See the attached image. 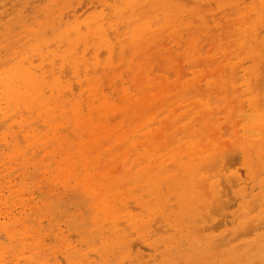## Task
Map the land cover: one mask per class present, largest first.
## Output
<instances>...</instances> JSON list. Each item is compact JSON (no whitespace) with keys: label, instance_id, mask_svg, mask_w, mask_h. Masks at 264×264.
<instances>
[{"label":"rangeland","instance_id":"1","mask_svg":"<svg viewBox=\"0 0 264 264\" xmlns=\"http://www.w3.org/2000/svg\"><path fill=\"white\" fill-rule=\"evenodd\" d=\"M85 1L0 0V73L22 64L27 68L32 63L37 75L52 86L45 89V99L51 101V107L57 105L56 97L50 92L57 82L67 87V91L72 90L76 98L82 96L84 103L87 102V86L101 83L105 93L118 104L119 92L111 85L125 83L130 87L129 79L131 82L139 72L153 85L166 89L171 99L154 116V120L158 116L157 124L152 122L156 125L150 127L151 137L144 140L151 145L138 144L137 150L130 151L129 159L123 163L131 161L126 165L128 170L141 172L143 179L119 190L120 199L117 197L113 203L118 217L113 220L95 210L99 201H94L93 196L89 199L86 190L77 187L75 179H70L66 167L61 164L59 151L54 152V138L62 140L61 148H66L65 142H72L76 145L73 150L76 154L85 139L71 135L72 129L62 125L56 118L58 108L54 109L52 122L46 123L45 118L41 120L37 114L38 106L33 107L32 112L25 106H9L6 96L1 94L0 83V107L4 109L0 110V264H264V75L260 77V73H264L261 72V67L264 69V0H190V3L186 0H143V9L139 11L122 0ZM238 9L242 15H236ZM213 13L220 14L215 17ZM247 15H250L248 20ZM160 16L162 22L157 24ZM195 20L197 22L193 23ZM146 21H150L151 28L143 33L138 28ZM222 26H226L224 30ZM212 28L216 32H211ZM202 37L211 39L202 43ZM207 41L211 46L206 47ZM199 43L202 44L197 48ZM210 49L213 50L210 52ZM170 50L185 69L180 87V77L174 70L153 71L155 66L160 69V60L154 58L158 55L156 52ZM68 52L77 54L80 67H74ZM140 52L150 53L146 60L138 61ZM187 52H202V63L208 61L213 68L223 65L226 57L227 68L225 64L220 66L225 68L221 74L201 82L207 75L190 68ZM146 62H149L148 67L141 68ZM235 68H238V75L243 76L241 80L236 77ZM170 73L174 74L172 80ZM234 76L239 80H234ZM199 88L209 91L204 93ZM187 91L199 95L192 97L191 93L186 95ZM227 96L231 97L230 107L222 113L219 101L221 104L224 99L221 109H226ZM210 99H216L213 102L218 104L211 105ZM195 105H200V110ZM71 108V103L67 104V109ZM83 109L87 114L85 105ZM44 110L47 109L42 108ZM162 112L164 115L160 118ZM167 116L174 117L173 124H169ZM167 122L169 126L162 135V126H167ZM222 124L226 128L229 126V130H224ZM186 127L192 130L183 132ZM154 129L159 131L161 140L154 137L157 135ZM176 132H180L179 135ZM192 132L196 133L195 137ZM28 133L29 138L25 140ZM235 135L241 136V140ZM218 139L220 143L230 141L225 145L218 143ZM243 141L246 143L240 144ZM232 146L234 149L237 146L235 152L238 154L233 153ZM229 150H233L230 152L233 156L239 155L235 167H230L233 162L224 167L226 158L223 157L226 156H223L219 159L218 172L211 169L214 177L209 176L210 171L201 170L200 167L206 165L204 162L213 164L216 151L220 154ZM124 152V149L116 153L114 150L113 155L120 157ZM146 157L151 160L145 162ZM130 159L137 161L134 163ZM152 162H155L153 166ZM161 163L163 168L159 170ZM195 167L197 176L194 178L190 173ZM228 178H235V187H232L233 180ZM221 181L222 185L229 186V196V189L222 188ZM201 185L206 188L200 189ZM214 194L218 198L221 196L222 202L230 203L221 205L222 209ZM213 201L226 217L215 214L219 208L211 215ZM205 216H211L210 220ZM191 240H199V244ZM218 242L223 246H215Z\"/></svg>","mask_w":264,"mask_h":264},{"label":"bare ground","instance_id":"2","mask_svg":"<svg viewBox=\"0 0 264 264\" xmlns=\"http://www.w3.org/2000/svg\"><path fill=\"white\" fill-rule=\"evenodd\" d=\"M124 3L126 4H130L131 7H133V9L135 8L136 11H139V10H142L143 9V0H122ZM185 1V0H184ZM256 1H259V0H256ZM255 1V2H256ZM85 2H88L85 1ZM185 2H189L190 3V0H186ZM245 2V1H244ZM186 3V4H187ZM192 3V2H191ZM199 3V2H198ZM85 4V3H84ZM236 4V3H235ZM258 4V3H257ZM190 5V4H189ZM188 6V5H186ZM200 6V5H199ZM209 6V5H208ZM212 6V4H211ZM214 6V5H213ZM238 6V4H237ZM237 6H235L237 8ZM85 7V6H84ZM204 7V6H203ZM233 8V6H230ZM239 7V6H238ZM258 7V6H257ZM83 8V7H82ZM81 8V9H82ZM206 8V7H204ZM242 9V7H239ZM92 10V9H91ZM98 10V9H97ZM107 10V9H106ZM206 10V9H205ZM229 10V9H228ZM79 11V9H78ZM96 11V10H95ZM111 11V10H109ZM227 11V10H226ZM234 11V10H233ZM238 11L241 13V11L238 9ZM237 11V13H238ZM87 12V11H86ZM236 12V11H235ZM236 15H242V13L240 14H237ZM85 14V13H84ZM109 14V13H108ZM202 14V13H201ZM215 15V17L217 15H219L218 13H213ZM211 14V17H213ZM234 14L235 16V13H232V15ZM259 14V13H258ZM264 14V13H263ZM110 15V14H109ZM162 15V14H161ZM228 15V14H227ZM231 15V14H230ZM108 16V15H107ZM208 16V15H206ZM250 15H247L246 16V20L247 17H249ZM263 16V15H262ZM83 17V15L81 16ZM205 17V16H204ZM209 17V16H208ZM206 17V18H208ZM209 17V18H211ZM214 17V18H215ZM264 17V16H263ZM71 18V17H70ZM192 18V17H191ZM194 18V17H193ZM208 18V19H209ZM207 19V23L209 22ZM241 19V18H239ZM264 19V18H263ZM184 21V20H183ZM232 21V20H231ZM234 21H236L234 19ZM233 21V22H234ZM264 21V20H263ZM159 22H162V16H160V21L156 22L157 24H159ZM197 22L196 20L193 21V23ZM223 22V21H222ZM120 23V22H119ZM153 24H155V22H151ZM264 23V22H263ZM136 24V23H135ZM185 24V23H184ZM225 24V23H223ZM245 24V23H244ZM105 25V24H104ZM131 26H133L134 24H130ZM196 25V24H195ZM129 26V30L131 29ZM158 26V25H157ZM120 27V25H119ZM124 27V26H123ZM155 27V26H154ZM223 27V30L226 26H222ZM111 28V27H110ZM122 27H120L119 29H121ZM151 28L150 26V21H146L143 23V25L138 28V30H140L141 32L145 33L147 31H149V29ZM100 29V28H99ZM219 28H217L218 30ZM230 29H231V26H230ZM258 34L260 33L259 32V25H258ZM185 30V29H184ZM192 30V29H191ZM195 30V29H194ZM215 30V29H214ZM222 30V32H223ZM250 30V29H249ZM98 30H96L97 32ZM189 31V34H190V30ZM197 30L194 31V33H197L196 32ZM203 31H206V30H203ZM213 31V28L211 29V32ZM256 31V30H255ZM263 31V30H262ZM114 32V31H113ZM209 32V33H211ZM216 32V31H213V33ZM232 31L230 30L229 33H231ZM140 33V32H139ZM224 33V32H223ZM227 33V32H225ZM73 34V33H72ZM75 34V33H74ZM100 32L97 33V35H99ZM120 34V33H119ZM184 34V33H183ZM188 34V33H187ZM121 35V34H120ZM213 35V34H212ZM217 35V34H215ZM231 35V34H230ZM250 35V34H248ZM247 35V36H248ZM112 36V35H111ZM131 36V35H130ZM135 36V35H134ZM151 36V35H150ZM183 36V35H182ZM190 36H192L190 34ZM222 37V34L220 35ZM120 37V36H119ZM123 37V36H122ZM121 37V38H122ZM142 37H145V36H142ZM153 37V36H152ZM227 37L229 38V36L227 35ZM242 37V36H241ZM211 38H213L211 36ZM211 38H205L206 40H210ZM225 38V37H224ZM223 38V40H224ZM248 38V37H247ZM249 38H252V35L251 37ZM248 38V39H249ZM133 39V38H132ZM153 39V38H152ZM167 39V38H166ZM203 37H202V43L204 41H206ZM114 40V39H112ZM126 41L128 39H125ZM217 40V39H215ZM232 40V39H231ZM115 41V40H114ZM113 41V42H114ZM167 41V40H166ZM171 41V40H170ZM207 43L205 44L206 47H208V45L211 46L210 43ZM249 41V40H248ZM187 42V41H186ZM185 42V44H186ZM231 43V41H229ZM246 42V41H245ZM257 42V41H256ZM124 43H126L124 41ZM181 43V42H180ZM201 43V44H202ZM247 43V42H246ZM253 43V42H252ZM166 44V43H165ZM164 43L162 44L163 46L165 45ZM184 44V45H185ZM201 44L199 43V45L197 46V48H199V46H201ZM224 44V43H223ZM248 44V43H247ZM246 44V45H247ZM258 44V42L256 43ZM167 45V44H166ZM165 45V46H166ZM183 45V46H184ZM205 45L203 46L204 49L206 48ZM236 45V43H235ZM141 46V45H140ZM169 46V45H168ZM212 46H215V45H212ZM124 47V46H123ZM203 47H202V50H203ZM247 47V46H246ZM117 49V48H116ZM115 49V51H116ZM214 49V47H213ZM213 49H210L209 51L211 52V50ZM93 50V48H92ZM91 50V51H92ZM151 50V49H150ZM180 50V49H179ZM244 50V49H243ZM148 51V50H147ZM182 51V49H181ZM198 51V49L196 50ZM206 50L202 51V52H205ZM106 52V51H105ZM173 52V51H172ZM171 50L170 52H167V53H162V52H156L158 55L157 57H154L155 60L158 59V63H159V68H157L155 65V68L153 71H159V72H163V71H167V70H174L176 73H177V76L180 77L179 78V84H181V79L185 78V72H184V67L183 65H181L182 61L180 59L179 60V63L178 61L176 60V55H174V52L172 53ZM202 52H187L188 53V60H189V63H190V68L196 72L198 71H201L200 73L201 74H204V75H207L205 78H203V80H201V82L204 81V79H206L207 77H210L212 75H219L221 74L225 68L224 67H220V66H225L228 64V62H226L228 59L225 57V63L224 61H222L224 64L222 65V63L220 64V66L218 68H213V65L207 63L208 61H206L207 65H204L206 64L204 62V64L202 63L204 60L201 59V53ZM209 52V53H210ZM240 52V51H239ZM264 52V51H263ZM69 53V56L71 58V62L73 63L74 67H80L81 66V61L78 59V57L76 58V53L74 52H68ZM90 53V51H89ZM89 53H88V56H89ZM92 53V52H91ZM102 53V52H101ZM104 53V52H103ZM127 50L125 49V57L127 56ZM150 52H140V54H138L139 58H138V61H142L143 59L146 60L147 57H148V54ZM245 53V52H244ZM106 54V53H105ZM117 54V53H116ZM119 54V53H118ZM205 54V53H203ZM219 54V52L217 53ZM241 54V53H240ZM243 54V53H242ZM49 55V54H48ZM104 55V54H103ZM103 55L100 54V56L102 57ZM115 55V53H114ZM104 57V56H103ZM207 57V56H206ZM208 57H209V54H208ZM217 57V56H216ZM229 58V56H227ZM44 58V57H43ZM116 60L118 57H115ZM240 58V57H239ZM104 59V58H103ZM216 59V58H215ZM42 60V59H41ZM47 60V59H46ZM115 60V61H116ZM143 60V61H144ZM257 60V59H256ZM255 60V61H256ZM40 61V60H39ZM154 62V60H152ZM212 61V60H211ZM37 62V60H36ZM166 62V63H165ZM257 62V61H256ZM263 62V61H262ZM55 63H58V62H55ZM149 63V62H148ZM148 63L146 62L143 66H141V68H144V67H148ZM215 63V62H214ZM212 63V64H214ZM264 63V62H263ZM262 63V64H263ZM82 64L84 65V63L82 62ZM125 64V63H123ZM122 64V65H123ZM138 64V62H137ZM209 64V65H208ZM247 64V63H246ZM260 63H258L259 65ZM57 65V64H56ZM59 65V63H58ZM245 65V64H244ZM264 65V64H263ZM262 65V66H263ZM261 66V65H260ZM46 68H48L47 66H45ZM44 67V68H45ZM151 67V66H150ZM140 68V69H141ZM227 68V66H226ZM239 68V67H238ZM237 68V69H238ZM264 68V67H263ZM43 69V68H42ZM137 69V68H135ZM235 68V71L237 70ZM260 69V68H259ZM37 69L36 68H33V65L32 63L30 64L29 67H25L24 64L22 65H19L13 69H10L8 71H4L2 73H0V83H1V87H3L2 89V95L6 96L7 98V104L9 106L11 105H17V106H25L27 108V110H29L30 112H32V109L33 107L35 106H38V111H37V114L39 115V117L41 118V120H43V118H45V121L46 123H51L52 122V119L54 118L53 116V113H54V109L58 108V111H59V115L58 117L56 116V118H59L62 125L65 127L68 128V129H72L70 132H71V135L73 136H76V137H79V138H82V139H85V140H82L81 144L79 145V152L76 154L73 152L74 150V145L72 142H65V146L66 148H61V144L60 142L62 141L61 139H56L54 138V140L52 141L53 145H55V150L54 152L56 151H59V155L61 157V164L64 165L66 168L65 170H67L66 173H68V176L70 177V179H75L76 181V185L78 188H81V189H85L86 190V193H87V196L88 198L90 199V197H94V201H99L96 205V208L95 210L98 212V213H101V214H104L105 216H110L113 218V220H116V218L118 217V214L117 212L114 210L113 207H115V205L113 204L114 202H116L118 199H120V194H119V190L122 189V188H125L128 184L130 183H135V182H138L140 181L141 179H143V176H141V172H134L132 170H128L127 166L126 165H129L130 162H128L127 164H123L125 160L129 159V153L130 151H136L137 147H138V144H140L141 146H148V145H151L150 143H147L145 142L147 136H150L151 133L153 132V130L150 128L152 127L153 125H156L157 124V119H158V116H157V119L154 120V116L155 114L157 113V111H161L162 108L165 107V104L167 102V100L171 99L169 96H167L168 94V91L166 89H163V88H159L155 85H153L152 81L150 79H148L146 76H142V74L139 72V74L137 75H134L133 78L131 79V82H130V79H129V83H131V86L130 87H126V84L125 83H121L120 85L118 84H113L111 85V88L112 89H116L118 93V97L119 98V102L118 104H115V102H113L112 100V97L110 95H108L107 93H105L104 89H103V85L101 83H93V84H89L87 86V102L84 103V101L82 100V96L76 98L75 97V94L72 92V90L70 91H67V87L63 86V84L57 82L54 84L53 88L50 89V92L52 93V96L53 97H56V107H51V101L49 99H45L46 97V94H45V89L46 88H49V87H52L50 86L49 84L45 83V80L42 78V77H39L37 75ZM100 70V68L98 69V71ZM107 70V69H106ZM112 70V69H111ZM134 70V68H133ZM139 69H137L138 71ZM204 70V71H202ZM212 70H214V73H212ZM262 70L264 71V69H262L261 67V72ZM66 71V69L64 70ZM238 71V70H237ZM237 71L235 72V75L237 74V78L241 77L239 76V71L237 73ZM241 72V71H240ZM128 73V71H127ZM145 73V72H144ZM165 73V72H163ZM174 73V72H173ZM188 73V72H187ZM212 73V74H210ZM226 73H227V70H226ZM66 74V72H65ZM82 74V73H81ZM131 75V73H128V75ZM170 73V76L171 77L170 79L172 80L174 74ZM78 76V74H76ZM96 75V74H95ZM129 75V76H130ZM152 75V74H151ZM255 75V73H254ZM264 75V73L262 72V74L260 73V77ZM66 76V75H65ZM233 76V74H232ZM155 77V76H154ZM216 77V76H215ZM226 77L228 78L229 76L226 75ZM235 77V76H234ZM235 77L234 80H237V78ZM260 77H258L260 79ZM264 77V76H262ZM63 78V77H62ZM160 78V77H159ZM243 78V76L241 78H239L240 80ZM257 78V80H258ZM64 79V78H63ZM156 79H158L156 77ZM162 79V78H161ZM169 79V78H168ZM230 79V78H229ZM233 79V78H232ZM238 79V80H239ZM264 79V78H263ZM263 79H260L263 81ZM154 80V79H153ZM237 80V81H238ZM163 81V80H162ZM221 81V80H220ZM236 81V82H237ZM183 82V81H182ZM234 82V81H233ZM264 82V81H263ZM232 83V82H231ZM230 83V84H231ZM260 83V82H258ZM262 83V82H261ZM74 84V83H73ZM104 84V83H103ZM173 84V83H172ZM76 85V84H75ZM118 85V86H117ZM177 85V86H178ZM202 85V84H201ZM259 85V84H258ZM176 86V88H177ZM180 87V85H179ZM198 87V86H197ZM204 87V86H202ZM77 88V87H76ZM79 88V87H78ZM209 88V87H208ZM204 89L201 90L200 88V91L202 92H207L209 91V89ZM237 88V87H236ZM106 89V88H105ZM229 89V88H228ZM75 90V89H74ZM109 91V89H107ZM174 90V89H172ZM255 91V90H254ZM155 92V94H154ZM182 92V91H181ZM188 93H186V95H188L189 93L193 92V90L190 92V91H187ZM235 92V91H234ZM240 92V91H239ZM77 93V92H76ZM110 93V92H109ZM196 94V92H193ZM193 93H191L190 95L192 96ZM193 95V96H197L199 95V93L197 95ZM213 94V93H212ZM218 94H220V92H218ZM217 94V95H218ZM231 94V93H230ZM229 94V90H228V95ZM185 95V96H186ZM115 96V94L113 95ZM192 96V97H193ZM200 96H203V93L200 94ZM173 97V96H172ZM230 97V96H229ZM227 96V98H229ZM205 98V96H204ZM231 98V97H230ZM230 98L227 100V102L229 101L230 102ZM233 99H235L234 96H232ZM237 98V97H236ZM218 99V98H217ZM223 99V98H222ZM212 100V102H211ZM213 100L215 101L216 99H210L209 101L212 103L211 105H215V104H218L213 102ZM224 100V99H223ZM222 100V101H223ZM248 100V99H247ZM261 100V99H260ZM118 101V100H116ZM181 102V100H178ZM221 101V104L224 102ZM232 101V99H231ZM262 101V100H261ZM227 103L228 105L226 106V109L225 107L223 109H221V104H220V101H219V106H220V109L219 111H223L222 113H224V111H227V109L230 107V103ZM234 100L231 102L233 103ZM238 102V101H237ZM236 102V103H237ZM2 103V102H1ZM72 105V108L71 109H67V104H70ZM215 103V104H214ZM235 103V104H236ZM97 104V105H96ZM224 104V103H223ZM226 104V103H225ZM264 104V102H263ZM84 105L87 107V110H88V113L85 114L84 113ZM237 105V104H236ZM235 105V106H236ZM1 106V105H0ZM196 106V105H195ZM200 106V105H199ZM199 106L195 107V108H199ZM229 106V107H228ZM244 106H245V102H244ZM183 107H186V106H183ZM228 107V108H227ZM261 107V106H260ZM42 108L43 109H47V110H44L42 111ZM52 108V109H51ZM182 108V107H181ZM203 109V107H202ZM215 109V108H214ZM260 109V108H259ZM0 110L1 111H4V109H1L0 107ZM179 110V109H178ZM200 110V108L198 109ZM217 110V109H215ZM246 110V108H245ZM0 111V112H1ZM166 111V110H165ZM217 111V113L219 112ZM168 112V110L166 111ZM3 113V112H2ZM211 113V112H210ZM213 113V112H212ZM246 113V112H244ZM6 115V113H4ZM191 114V113H190ZM207 114V113H206ZM221 114V113H220ZM243 114V113H242ZM253 114V113H252ZM164 113L162 112L160 116H163ZM187 115V114H186ZM208 115V114H207ZM235 115V114H234ZM240 115V114H239ZM238 115V117H240ZM254 115V114H253ZM189 116V115H188ZM233 116V115H232ZM247 115H245L246 117ZM168 117V116H167ZM244 117V118H245ZM253 117V116H251ZM250 117V118H251ZM55 118V119H56ZM161 118V117H160ZM186 118V117H185ZM233 118V117H232ZM237 118V116H236ZM167 119L170 120L171 123L169 124H173L174 123V117L173 116H169ZM184 119V117H183ZM198 119V118H197ZM247 119V118H246ZM252 119V118H251ZM182 120V119H180ZM155 122L154 124H152V122ZM248 121V120H247ZM166 121H164L161 125H163ZM178 122V121H177ZM229 123V121H228ZM168 122H167V126H162V128L164 130H162L160 133L162 134L163 131H165V128L167 129L168 126H169ZM177 124V123H176ZM196 125V124H195ZM223 125V124H222ZM238 125V124H237ZM225 126V125H223ZM222 126V127H223ZM55 127V126H54ZM229 127V126H228ZM228 127L224 128L229 130ZM239 128V127H237ZM169 129H171L169 127ZM203 129V128H202ZM212 129V128H211ZM223 129V128H222ZM236 129V128H235ZM241 129V128H239ZM64 130V129H63ZM155 130V129H154ZM180 130V129H179ZM178 130V131H179ZM189 130H192L191 127H186V129L183 131V132H189ZM226 130V131H227ZM55 131V130H54ZM156 131V130H155ZM168 131V130H167ZM225 131V133H226ZM213 135H216V131L213 130ZM241 132V131H240ZM155 133H157L156 136H154L155 138H157V140H161L160 139V134L159 131H156ZM178 133V132H176ZM175 133V134H176ZM180 133V132H179ZM178 133V135H179ZM257 133V132H256ZM260 133V132H258ZM238 134V133H237ZM261 134V133H260ZM50 135V134H49ZM163 135V134H162ZM218 135V134H217ZM216 135V137H217ZM56 136V134H55ZM177 136V135H176ZM175 136V137H176ZM192 136L195 137L196 136V133L192 132ZM212 136V135H211ZM222 136V135H221ZM224 136H228V135H224ZM238 136V141L241 140V136L239 135H235V137ZM27 140L29 138V133L26 134L24 136ZM151 137V136H150ZM149 137V138H150ZM159 137V138H158ZM169 137V136H168ZM215 137V136H214ZM213 137V138H214ZM232 137V136H231ZM153 138V137H152ZM172 138V137H170ZM218 138V137H217ZM223 138V137H222ZM240 138V139H239ZM75 139V138H74ZM154 139V138H153ZM224 139V138H223ZM234 139V137L232 138ZM145 140V141H144ZM219 140V139H218ZM221 140V139H220ZM220 140L218 141V143H220ZM66 141V140H65ZM224 141V140H222ZM230 141V140H228ZM228 141H224L223 143L221 142L220 144H225L228 142ZM238 141L236 140V143H238ZM247 141V140H246ZM145 142V143H144ZM170 142V141H169ZM168 142V143H169ZM235 142V141H234ZM155 143V142H154ZM233 143V142H232ZM242 143H246L245 141L241 142L240 144ZM229 144V142H228ZM227 144V145H228ZM231 144V143H230ZM234 144V143H233ZM232 144V145H233ZM256 144V143H255ZM161 145V144H160ZM162 145H163V142H162ZM17 146V145H16ZM140 146V147H141ZM230 146V145H228ZM226 146V147H228ZM235 146V145H234ZM234 146H232L231 148L234 150L231 151L229 150L226 151V152H220V154L218 153V151H216V157L214 155L215 158L213 159H218L217 161L215 160H212L214 162H211L213 164H211L210 166V163H203L205 166H202L200 167L201 170H207L210 171V173L212 172H218L216 169L221 167L219 165V163H221V160H219L221 157L223 156H226V157H223V158H226V162H225V166H228L230 165L231 162V166L230 167H235L234 165L237 164V162H239V155H236V156H233L232 154L235 153V154H238L236 153V147L234 149ZM239 146V145H238ZM256 146V145H254ZM163 147V146H162ZM111 148L113 149V151H111ZM230 148V149H231ZM121 149H124L126 150V152H124L122 154V156L118 157V156H114L113 153H114V150H115V153L116 152H119ZM148 149H150L148 147ZM162 148H160L161 150ZM223 149V148H222ZM224 151V150H222ZM230 152H233V153H230ZM238 152V151H237ZM74 153V154H73ZM223 153V154H222ZM246 153V151H245ZM254 153V152H253ZM232 156H231V155ZM242 154V153H241ZM240 154V155H241ZM219 155H221L219 157ZM230 155V156H229ZM132 157L135 156L134 155H131ZM55 157V156H54ZM213 157V156H211ZM230 157V158H229ZM260 157V155H259ZM232 158V159H231ZM236 158V159H235ZM132 160L134 163H136L137 159H130ZM151 159L148 157H146L144 159L145 162H148L150 161ZM161 160V159H158V161ZM234 160L236 163H234ZM237 160V161H236ZM218 162V163H217ZM228 162V163H227ZM230 162V163H229ZM155 162H152V166ZM202 163H200L201 165ZM208 164V165H207ZM214 164H216V166H213ZM233 164V165H232ZM253 164V163H252ZM38 166V164H36ZM199 165V166H200ZM258 165V164H257ZM219 166V167H218ZM170 167V166H168ZM172 167H174L172 165ZM204 167V168H203ZM216 170H214L213 168ZM252 167V166H251ZM133 168V167H132ZM135 168V166H134ZM163 168V164L161 163L159 165V170H162ZM207 168V169H206ZM252 168H255L252 167ZM211 169H212V172H211ZM222 170H225V169H222ZM221 170V172H222ZM240 170V169H239ZM242 171V170H240ZM197 172V168L195 167L194 169H192L191 171V176H193L194 178L197 176L195 174ZM243 174V173H242ZM257 174V172L255 173V175ZM219 175V174H217ZM221 175H223V173H221ZM260 176V174H258ZM257 175V177H258ZM211 176V174L209 175ZM208 176V178H209ZM213 176V175H212ZM211 176V177H212ZM220 176V175H219ZM214 177V176H213ZM223 177V176H222ZM203 177H201L202 179ZM200 179V180H201ZM204 179V178H203ZM223 179V178H222ZM230 180H233L232 181V187H235L234 184H235V178L231 179V178H228ZM239 179V178H237ZM236 179V181H237ZM255 179V178H253ZM258 179V178H257ZM206 180V179H205ZM256 180V179H255ZM206 183L208 181H205ZM210 182V181H209ZM200 183V182H199ZM222 183L224 184L223 181H221V185ZM234 183V184H233ZM204 184V183H202ZM229 184V183H228ZM250 184V183H249ZM264 184V183H263ZM205 185V184H204ZM200 186V185H199ZM206 186V185H205ZM223 187L222 188H225L226 185H222ZM202 187L205 189L206 187L202 186L201 185V188ZM227 187V186H226ZM229 187V186H228ZM227 187V188H228ZM257 187V186H254V188ZM203 189V190H204ZM226 189V188H225ZM229 189V188H228ZM112 191H114V194H110ZM184 191H186V188L184 189ZM205 191V190H204ZM230 191V189H229ZM227 191V196H229L228 194H231V191L229 192ZM253 192V191H252ZM188 193H190V190H188ZM221 196L222 197H225L224 195V192H221ZM207 194V192H206ZM205 195V193H204ZM208 195V194H207ZM216 195V194H214ZM224 195V196H223ZM218 195H216L217 197ZM221 196L216 200H218V203H220L219 205L223 206L224 203H228L227 201L226 202H222L221 201ZM250 196V195H249ZM118 197V199H116ZM235 197V196H234ZM247 197V196H246ZM264 197V196H263ZM209 198V197H208ZM259 198V197H257ZM116 199V200H115ZM173 199V198H172ZM220 199V201H219ZM229 199V198H228ZM234 199V198H233ZM232 199V200H233ZM237 198H235V201H236ZM239 200V199H238ZM257 200V199H256ZM255 200V201H256ZM260 200V199H258ZM257 200V201H258ZM208 201V199H207ZM225 201V200H223ZM254 201V200H253ZM169 202V201H168ZM133 203V202H132ZM214 203V201H213ZM230 203V202H229ZM248 203V202H247ZM209 204V202H208ZM213 205V204H212ZM214 205H217L216 208H213L215 207ZM213 206H211V210H210V213L211 215L212 212L215 213L218 208V212L215 213L216 215H222V217H226V215H224L223 213H221V210L220 207L218 204H215L214 203ZM175 206V205H174ZM227 207V205H225ZM249 206V205H248ZM177 207V206H176ZM198 207H202V206H198ZM133 208V207H132ZM204 210V207H202ZM217 209V210H216ZM223 209V207H222ZM225 209V208H224ZM215 211V212H214ZM227 214V213H226ZM85 215V214H84ZM87 215V214H86ZM205 215V214H204ZM228 215V214H227ZM243 215V214H242ZM207 216H205L206 218ZM211 217V216H210ZM210 217H207L209 218L210 220ZM220 217V216H219ZM228 217V216H227ZM59 218V217H58ZM264 218V217H263ZM160 219V218H159ZM208 220V219H206ZM157 221V220H155ZM157 223H159L157 221ZM261 223V222H260ZM264 223V222H263ZM261 223V224H263ZM162 224V223H161ZM119 225V224H118ZM260 225V224H259ZM162 226V225H161ZM160 226V227H161ZM163 227V226H162ZM212 228V227H211ZM201 229V228H200ZM198 230V229H197ZM152 232V231H151ZM201 232V230L199 231ZM60 235V234H59ZM135 235V234H134ZM199 235V234H198ZM13 236V235H11ZM22 237V236H21ZM197 237V235L195 236ZM200 237V236H198ZM24 238V237H23ZM182 238H180L181 240ZM24 240V239H23ZM200 240V238H199ZM199 240L198 242L197 241H193L191 240L192 243L195 242V245L199 244ZM21 238H20V242H21ZM183 241V240H182ZM218 241H222V239H218ZM190 242V241H189ZM215 242V241H214ZM218 244L216 243L215 246H223V243L221 245V243ZM23 243V242H22ZM74 243V242H73ZM197 243V244H196ZM18 244V243H17ZM20 244V243H19ZM136 246V244H134ZM133 246V249L134 247ZM27 247V246H26ZM192 247V245H191ZM195 247V246H194ZM199 247V245H198ZM20 249V248H19ZM37 249V248H36ZM207 249V247H206ZM34 250V249H33ZM215 250H216V247H215ZM15 251V250H14ZM20 251V250H19ZM18 251V252H19ZM26 252V251H25ZM216 252V251H215ZM25 254V253H24ZM27 254V252H26ZM30 254V253H29ZM18 255V254H17ZM20 255V254H19ZM31 255V254H30ZM245 255V254H244ZM23 256V255H22ZM245 257V256H244ZM41 258V257H40ZM24 259V258H23ZM32 259V258H31ZM43 259V258H41ZM49 259V258H48ZM191 259V258H190ZM242 259V258H241ZM39 260V258H38ZM56 260V259H55ZM25 261V260H24ZM57 261V260H56ZM193 261V260H192ZM55 262V261H54ZM58 262V261H57ZM51 263V262H50ZM31 264V263H30ZM37 264V263H36Z\"/></svg>","mask_w":264,"mask_h":264}]
</instances>
